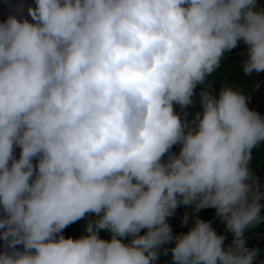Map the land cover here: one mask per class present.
Wrapping results in <instances>:
<instances>
[{
    "label": "clouds",
    "instance_id": "clouds-1",
    "mask_svg": "<svg viewBox=\"0 0 264 264\" xmlns=\"http://www.w3.org/2000/svg\"><path fill=\"white\" fill-rule=\"evenodd\" d=\"M262 83L264 0H0V264H254Z\"/></svg>",
    "mask_w": 264,
    "mask_h": 264
},
{
    "label": "crops",
    "instance_id": "crops-1",
    "mask_svg": "<svg viewBox=\"0 0 264 264\" xmlns=\"http://www.w3.org/2000/svg\"><path fill=\"white\" fill-rule=\"evenodd\" d=\"M34 2H35V0H34ZM14 14L17 15L16 9L14 11ZM243 47H245V46L243 44H241L240 48H243ZM237 55H238V57H234L233 59H230L229 61L222 62L221 66L218 68V69L224 70L221 73H223L224 77H226L228 75L226 78L222 77V79H219L220 74L215 78V74H217V73H215L208 78V80L205 82V84L199 85L200 89L201 90L207 89L208 91H212L213 93L218 95L219 90L222 87L234 88L235 87L234 84L236 83V84L241 85L242 89H243V90L242 89H237V90H241L244 93H246V92L248 93L249 92L248 86L255 84L257 82V80L252 78L254 74L252 76H245L243 71H242L241 65H242L243 60L246 59V57H247V52L239 53ZM225 83H227V84H225ZM200 92L201 91H198V93H197V97L199 100L201 99ZM258 93H259V95H262V94L264 95V90H258ZM260 93H262V94H260ZM263 162H264V154H261V151H259L258 149H254L253 158L251 161V167H252L253 171H255L254 164H256L258 169H260ZM260 172L261 171L259 170V173ZM258 177L261 178V186L264 187V174L259 175ZM200 212L206 214L205 217H210L209 216L210 208L202 209ZM199 216H202V215L199 214ZM256 229H258L259 232L255 233V236L257 237V239H255L254 242L256 244L260 245L263 242L260 243V242H258V240L264 237V224L257 226ZM100 235L103 238H110V236L107 235V232H104V231H102L100 233Z\"/></svg>",
    "mask_w": 264,
    "mask_h": 264
},
{
    "label": "rangeland",
    "instance_id": "rangeland-1",
    "mask_svg": "<svg viewBox=\"0 0 264 264\" xmlns=\"http://www.w3.org/2000/svg\"><path fill=\"white\" fill-rule=\"evenodd\" d=\"M222 71H224L223 69H218L215 73H217V74H215V73H213V74H215V78L220 74V76H219V79H222V77L223 78H226V77H224L223 76V73H221ZM212 74V75H213ZM253 79H256V80H258L259 78H257V77H252ZM235 85V89H236V87H237V84L235 83L234 84ZM251 86V85H250ZM261 86H263L264 87V84L262 83V85ZM254 105H256V106H250L252 109H254V110H257V111H259L261 114H264V102L263 101H259V100H257V101H254ZM202 109H201V107H195V109L193 110V112H194V115L198 112V111H201ZM188 120H190V119H188ZM261 154H264V152H261ZM254 168H255V174L257 175V176H259V175H262V174H264V162L262 163V166L260 167V169H258V167H257V165L256 164H254ZM259 170L261 171L260 173H259ZM178 210H177V215H184V217H185V214L187 213V215H188V222L185 224V223H183V226L184 227H186V228H189V227H192L193 226V223H194V217L195 216H199L198 215V213H196V212H194V210H193V208L192 207H185V206H183V205H181V206H179L178 208H177ZM200 218H202V219H205V220H210L211 222H212V225H213V227L216 229V231L218 232V233H220V234H224L225 233V226H224V224L220 221V219L218 218V217H215V218H213V217H205V216H199ZM183 220L184 219H182L181 220V222H183ZM181 224V223H180ZM257 232H259V230L258 229H256V227H254V228H250V229H248L247 231H246V233H245V235H246V238H247V246L249 247V248H257V249H259V255L257 256V258H256V260L254 261V264H264V241H262V239H259L258 240V242H263V243H261L260 245H255L254 244V235H255V233H257ZM225 242H227L228 243V245L229 244H231V242H232V237H231V235H228L227 236V238H226V240H225ZM226 245V244H225ZM227 246V245H226ZM169 262H171V259L169 260ZM159 263H160V260H159Z\"/></svg>",
    "mask_w": 264,
    "mask_h": 264
},
{
    "label": "trees",
    "instance_id": "trees-1",
    "mask_svg": "<svg viewBox=\"0 0 264 264\" xmlns=\"http://www.w3.org/2000/svg\"><path fill=\"white\" fill-rule=\"evenodd\" d=\"M255 76H256V75L254 74L253 77H255ZM260 90H262V88H261ZM260 94H262V93H260ZM257 96H258L260 99H262V98L264 99V95H263V94H262V95H259V93H258ZM257 96H256V97H257ZM258 97H257V98H258ZM259 98H258V99H259ZM256 149H258V150L261 151V152H264V145H261V146H259V147L256 148ZM261 239H262V241H264V237L261 238Z\"/></svg>",
    "mask_w": 264,
    "mask_h": 264
},
{
    "label": "built area",
    "instance_id": "built-area-1",
    "mask_svg": "<svg viewBox=\"0 0 264 264\" xmlns=\"http://www.w3.org/2000/svg\"><path fill=\"white\" fill-rule=\"evenodd\" d=\"M21 1H22L23 3H26V4H27V2H28V0H21ZM27 9H28L27 6L23 8V10H22V16H23V17H28ZM28 18L30 19V17H28Z\"/></svg>",
    "mask_w": 264,
    "mask_h": 264
}]
</instances>
